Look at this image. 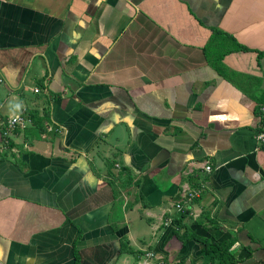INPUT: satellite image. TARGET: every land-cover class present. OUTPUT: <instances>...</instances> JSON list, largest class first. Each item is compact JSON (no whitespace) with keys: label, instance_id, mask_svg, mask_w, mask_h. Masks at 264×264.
Returning a JSON list of instances; mask_svg holds the SVG:
<instances>
[{"label":"crops","instance_id":"obj_1","mask_svg":"<svg viewBox=\"0 0 264 264\" xmlns=\"http://www.w3.org/2000/svg\"><path fill=\"white\" fill-rule=\"evenodd\" d=\"M263 105L264 0H0V264H206L199 184L186 224L264 264Z\"/></svg>","mask_w":264,"mask_h":264},{"label":"trees","instance_id":"obj_2","mask_svg":"<svg viewBox=\"0 0 264 264\" xmlns=\"http://www.w3.org/2000/svg\"><path fill=\"white\" fill-rule=\"evenodd\" d=\"M122 174L123 172H120V175ZM187 214L188 211L183 210L174 217L175 227L173 228L172 232L176 236V238H178L181 245L186 244L192 239L201 242L203 244L202 251L205 254H209V259L206 264H240L241 260L235 257L233 251H230L231 246L234 243L233 238L217 241L197 234L186 224L185 218L188 217ZM121 245L125 246L126 252H133L127 245V240L123 239L121 241ZM176 263L183 264L182 261H177Z\"/></svg>","mask_w":264,"mask_h":264},{"label":"built area","instance_id":"obj_3","mask_svg":"<svg viewBox=\"0 0 264 264\" xmlns=\"http://www.w3.org/2000/svg\"><path fill=\"white\" fill-rule=\"evenodd\" d=\"M34 91L38 92L39 88L35 87ZM261 110L264 112V105L261 107ZM16 115L19 116L18 121L12 122V116L8 118L6 122L7 130L12 129L16 126L23 127L26 122H29L28 117H26L25 115L22 114H16ZM6 132L7 131H5V133ZM255 139L257 143H264V131L256 132ZM203 168L206 171L211 170V166L208 163H206ZM201 187L202 185L199 184L198 186H187L183 188L180 191L181 192L180 200L174 203V209L181 211L184 208H186L187 205L191 203V201L199 195L201 191ZM191 214L194 217H197L199 213L191 212ZM168 223H170V219H166L163 224L167 225ZM175 263H176L175 259L172 258L170 255H166V254L163 255L152 250L146 251L143 258L138 262V264H175Z\"/></svg>","mask_w":264,"mask_h":264},{"label":"clouds","instance_id":"obj_4","mask_svg":"<svg viewBox=\"0 0 264 264\" xmlns=\"http://www.w3.org/2000/svg\"><path fill=\"white\" fill-rule=\"evenodd\" d=\"M9 108L10 109H13L14 108V110H15L14 112L11 111L13 113L12 122L18 121L19 120V116L16 115V113H19L22 110V108H23L22 103H10L9 104ZM235 247H238V245H235L233 247V249H230V251H234L235 250Z\"/></svg>","mask_w":264,"mask_h":264},{"label":"rangeland","instance_id":"obj_5","mask_svg":"<svg viewBox=\"0 0 264 264\" xmlns=\"http://www.w3.org/2000/svg\"><path fill=\"white\" fill-rule=\"evenodd\" d=\"M190 262H191V263H188V264H195V262H193V261H190ZM197 262H198V263H197ZM200 262H201L200 260H197V259H196V264H200Z\"/></svg>","mask_w":264,"mask_h":264}]
</instances>
